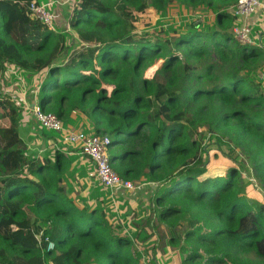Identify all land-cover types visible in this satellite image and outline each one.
I'll return each mask as SVG.
<instances>
[{
  "label": "trees",
  "instance_id": "trees-1",
  "mask_svg": "<svg viewBox=\"0 0 264 264\" xmlns=\"http://www.w3.org/2000/svg\"><path fill=\"white\" fill-rule=\"evenodd\" d=\"M28 1L0 0V83L8 67L48 69L40 105L63 123L79 114L93 134L108 136L122 179L138 187L148 178L153 204L142 232L144 242L157 236L154 264L173 247L183 257L170 264H264V89L248 76L264 48L229 31L168 37L147 29L145 15L205 4L232 28L229 3L238 0H80L68 21L82 45L70 52L62 35L31 18ZM226 63L240 64L222 82ZM20 115L0 91V264H146L120 223L78 204L66 181L78 160L28 154ZM206 136L228 147L220 162ZM240 147L261 159H240ZM235 160L251 163L262 191Z\"/></svg>",
  "mask_w": 264,
  "mask_h": 264
},
{
  "label": "rangeland",
  "instance_id": "rangeland-1",
  "mask_svg": "<svg viewBox=\"0 0 264 264\" xmlns=\"http://www.w3.org/2000/svg\"><path fill=\"white\" fill-rule=\"evenodd\" d=\"M76 3V2H75ZM75 3L71 6L74 8ZM233 5L228 9L229 13H233L236 2L229 3ZM146 19L150 21L149 30L162 31L168 37H173L177 34H192L196 31L201 32H215L216 30L223 33L229 31L234 37L233 31L235 25L233 24L232 28L227 26L220 27L217 23L216 12L212 9L207 8L205 4H180L173 3L169 5L162 12H155L153 9L149 10L146 14ZM63 24L62 27L56 26V32L62 35L65 41V47H67L68 52L74 48H79L82 45V42L79 39L77 32L70 27L68 21ZM147 29L142 28L141 31H146ZM260 29L253 28V34L257 33ZM262 43L264 44V36ZM235 38V37H234ZM237 43V42H235ZM258 46H261L258 44ZM238 64L226 63L223 64V69L220 71L221 81L225 82L230 78L236 71ZM252 66V69L249 71V82L250 84H258L264 89V54L259 59H257ZM48 72V69H45L41 75H31L25 76L22 78L21 71H17L12 67L7 70L2 76L0 83V91L3 95L10 96L17 104L20 109L21 116L20 119H24L25 123L34 130L37 137L31 138V140L37 144H40V139L44 138L47 141H51V144L48 146V152L51 153L53 157L55 151H62L68 157H71V161L78 160V167L75 171L66 176V181L70 188L71 193L76 194V200L80 207L83 204H87L91 209H102L104 210L110 221L114 226L119 223L123 227V233H126L133 239V247L138 254V257L142 258L146 264H154L151 255L153 254L151 247L153 243L157 241V236L150 241L144 242L145 234L142 232L143 228H146L145 219H147L152 212L149 209L151 203L153 204V195L150 194L148 186V178H143L141 181H138L136 184L142 186L137 188V192H118L113 193L112 190H107L99 186L95 178L91 177V174L94 171L93 163L87 158L79 154V151L73 147L63 146L54 141L57 140L58 136L47 133L46 130H41L37 123L32 124L29 120V116L23 115L25 112L24 104L29 97V94H33L37 91L38 86L41 87L42 82L45 79V76ZM154 72V69L151 68L147 71L148 76H151ZM207 83L213 85V81L210 78H207ZM25 96V97H24ZM39 102V96H38ZM84 119V117H82ZM27 121V122H26ZM65 124V122H64ZM66 129L72 131L77 130L76 127H70V125L65 124ZM82 132L93 133L90 129L83 130ZM221 133V132H220ZM39 139V140H38ZM204 146L209 147L213 152L218 154L216 162H220L224 156L228 155V147L226 145H216L214 141L208 140V136L205 137ZM66 148V149H64ZM63 149L65 151H63ZM240 159H248L252 155L256 156L258 160L261 159V155L256 153L254 150L250 151L249 148L240 147L236 149ZM227 159V158H226ZM233 164L240 169V174L249 178L251 182L262 191L261 184L259 181V175L257 174L256 169L247 163V165H242L240 160H235ZM264 190V189H263ZM151 195V198L150 196ZM157 219V217H155ZM157 221V220H156ZM160 224L159 221H157ZM164 228L167 227L166 223H162ZM169 251L167 256H164L159 260L161 264H170L174 263L176 258L179 255V258L182 259L183 254L178 248ZM175 251V252H174ZM176 254H178L176 256ZM51 264V263H48Z\"/></svg>",
  "mask_w": 264,
  "mask_h": 264
},
{
  "label": "built area",
  "instance_id": "built-area-1",
  "mask_svg": "<svg viewBox=\"0 0 264 264\" xmlns=\"http://www.w3.org/2000/svg\"><path fill=\"white\" fill-rule=\"evenodd\" d=\"M80 0H64V5H73ZM56 1L41 3L37 0H30L26 3L31 18L42 23L50 31L56 32L58 15L54 12L53 5ZM264 12V1L262 0H238L233 10V17L236 19L233 31L235 40L242 45L257 46L258 41L254 37L253 27L249 24V18ZM40 86L35 93V102L32 105V113L35 121L41 130L58 136L54 141L63 146L77 149L79 154L87 157L94 165L91 177L104 189L133 192L136 189L132 181H125L114 171L109 154L110 138L106 135L99 136L82 131H72L65 128L62 119L53 112L46 111L38 102ZM66 149V148H64ZM63 149V151H65ZM47 252L55 249V244L47 238Z\"/></svg>",
  "mask_w": 264,
  "mask_h": 264
},
{
  "label": "crops",
  "instance_id": "crops-1",
  "mask_svg": "<svg viewBox=\"0 0 264 264\" xmlns=\"http://www.w3.org/2000/svg\"><path fill=\"white\" fill-rule=\"evenodd\" d=\"M37 1H39L41 3H47V2H51V1H56L57 2L55 5H53V9H54V12L58 15V20H57V25L58 26L62 27V25L65 24V23H67L66 21L69 20V17H70L71 12H72V8H71V5H64L63 4L64 0H37ZM262 1H264V0H262ZM68 23H69V21H68ZM249 24L252 25V27L254 29L255 28L260 29L256 34L254 33V37L258 41V44L261 45L259 47L264 48V44L262 43V41H263V37L262 36H264V12L263 11H259V12H257V14H255L254 16H252L251 18H249ZM8 68L11 69L12 67H8ZM14 69L17 70L18 72L19 71H21V73L23 72L22 73V78L24 77V75L25 76L26 75L27 76H31V75H34L35 76V75H37V74L31 73V72L22 70L20 68L14 67ZM35 93H34V97H32V95H33L32 93L29 94V97L28 98H27V95H26V100L27 101L24 104V106H25L24 107L25 112H23V115L24 116L26 114H27L26 117L29 116V120L28 121H31L32 124L36 123L35 117H34V115L32 113V105L35 102ZM65 124H67V125L69 124L70 127H76V128H78L77 130H74V131L87 130V127L86 126H88V123L86 122V120L83 119L82 116L79 115V114H73L71 116V118H70V122L65 123ZM65 124H64V126H65ZM35 132L28 125V123H25V120L24 119H20V133H21L22 138L24 139V141L26 142V144L28 146V154L31 157H46V156L51 157L50 156L51 153L48 152V146L51 144V141H47L44 138H42L40 140L38 139L41 142L40 144H37V143L33 142L31 140V138L37 137L35 135ZM68 158L71 159L70 156ZM141 187L142 186L136 187V189L134 190V192H137V188H141ZM118 192H123V191L122 190H117L114 193L116 194Z\"/></svg>",
  "mask_w": 264,
  "mask_h": 264
}]
</instances>
